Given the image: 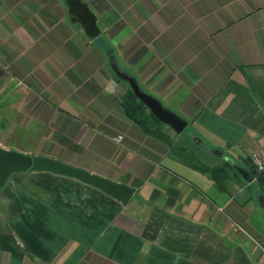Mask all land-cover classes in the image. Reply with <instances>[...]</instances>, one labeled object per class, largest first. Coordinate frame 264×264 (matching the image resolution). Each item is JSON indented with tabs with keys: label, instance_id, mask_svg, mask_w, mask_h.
<instances>
[{
	"label": "crops",
	"instance_id": "crops-1",
	"mask_svg": "<svg viewBox=\"0 0 264 264\" xmlns=\"http://www.w3.org/2000/svg\"><path fill=\"white\" fill-rule=\"evenodd\" d=\"M84 1L93 6L101 28L93 40L71 19L66 0H36L41 8H51L44 17L24 7L26 19L14 20L6 34L8 45L0 51L5 57L1 68L9 72L4 102L11 110L18 106L19 116L30 123L36 120L68 134L84 152L92 151L90 157L71 158L72 165L128 183L136 191L123 203L91 184L48 171L37 172L63 178H9L0 187V264H264V193L256 176L253 181L234 176L227 189H220L126 115L107 54L97 53V38L104 32L100 16L114 2ZM240 1L246 11L228 26L232 45L215 46L217 72L206 82L208 57L201 54L202 44L187 42L183 31L172 32L166 10L157 15L149 9V16H141L149 32L143 44L154 47L156 61L134 74L141 86L190 120L210 147L248 169L242 161L264 148V105H258L263 116L255 112L251 123L246 122L230 113L234 94L222 89L231 79L247 86V72L264 74V0ZM30 19L37 21L25 24ZM58 24L62 27L56 30ZM143 39L131 40L127 49L120 42L115 46L124 65L133 68L129 53ZM198 53L202 56L195 61L192 55ZM161 58L171 69L157 80ZM67 97L71 113L51 107L59 118L53 123L45 119L44 103ZM11 148L31 154L29 148Z\"/></svg>",
	"mask_w": 264,
	"mask_h": 264
},
{
	"label": "rangeland",
	"instance_id": "rangeland-1",
	"mask_svg": "<svg viewBox=\"0 0 264 264\" xmlns=\"http://www.w3.org/2000/svg\"><path fill=\"white\" fill-rule=\"evenodd\" d=\"M33 0H21L12 4L10 0H0V51L4 53L5 45H8L7 42V31L10 30L12 25H14V20L16 18H20V21L26 16L21 13L24 10V7L27 6L30 10L33 11V14L39 15L41 17L48 16V12L51 8L42 7L37 4V2ZM114 2L112 9H108L105 12V16H100V22L104 29L102 36L97 38V48L99 47L101 50L97 51L99 55L107 54V64L109 66L110 55L109 53L112 50L115 52V55L120 67L127 69L131 73L134 74L136 69H145L151 67L155 64V49L153 46L147 44L146 46L143 44L145 42V38L148 36L149 32L144 27L143 24L140 23L141 16H149L152 12L150 10L156 11L157 15H163L166 13L171 16L173 20L172 32L183 31L185 33L187 42H200L204 48V51L201 53L204 54V58L208 57L207 65L204 68L203 74V82L207 81V76L215 75L217 72V64H218V56L215 52V46L218 43L230 44L232 45V37H231V29L228 27L232 21L239 19L246 11V6H244L240 0H112ZM93 8V6H91ZM150 9V10H149ZM33 18V17H31ZM33 19L25 20V24L34 23L31 22ZM22 23V22H21ZM108 25H112V27H108ZM61 25H57V29H61ZM112 28V29H111ZM114 30L113 32H111ZM118 31L117 35L111 39V34ZM111 32V33H110ZM143 37L142 42H139L138 46L135 47V53L132 54V64L133 68H129L124 65L118 56L115 46H119L120 43L125 44V48L129 45L132 40V43L135 42V38ZM185 39V40H186ZM7 42V43H6ZM46 43V40H44ZM120 42V43H119ZM40 43V42H39ZM43 43V42H42ZM44 47V44H42ZM71 47L76 54H80V48H78L74 43H71ZM127 49V48H126ZM125 49V50H126ZM98 50V49H95ZM200 53L193 54L195 61L199 60L202 56ZM79 56V55H78ZM3 58L5 60L4 55L0 57V68H4ZM83 58V57H81ZM192 58V57H191ZM159 65L161 66V71L157 74L156 79H162L166 73L171 69V64L168 60L161 58ZM2 70L0 74V144L6 148L11 147H19V148H29L31 149V154H35L36 151H48L50 152V157L57 158L64 162L71 164V158L77 157H90L92 151L89 149L86 152L83 151L82 146L71 139L68 134H63L61 131H58L53 128H49L47 125L38 123L36 120L34 123H30L28 119H25L19 116L21 111L11 110L13 106H8L7 103L4 102L6 96V90H9V87H6L5 78H7L6 82L9 80V72L5 69ZM246 72V71H245ZM213 75V76H214ZM248 79H253L254 86L258 89V92L254 93L252 101L245 102L249 106L243 109L244 112L250 113L249 107L252 105L256 112L255 114L262 115L260 109L257 107V101H259L260 96H264V93L261 91V87L259 88L260 80L264 83V74L257 75L253 77L250 73L245 74ZM71 76V74H70ZM137 78V76L135 75ZM114 78V77H113ZM138 79V78H137ZM258 79V80H255ZM116 82H118L119 90L124 94L126 89L130 87V85L126 82L118 81L114 78ZM139 81V80H138ZM16 83V81H15ZM140 83V82H139ZM141 85V84H140ZM145 91L152 94L151 90H148L145 86H141ZM263 88V87H262ZM232 93L234 94L233 98L236 96V91L231 87L229 91H224V93ZM160 99V98H158ZM161 100V99H160ZM162 101V100H161ZM249 102V103H248ZM167 108L173 109V105H166ZM234 104V103H233ZM244 104V103H243ZM261 104V103H260ZM259 104V105H260ZM261 105H264L262 102ZM239 106V105H238ZM51 107H63L66 112L71 113V97H67L66 99H59L55 101L54 98H49L48 102L43 105V116L45 119L51 120L50 123H53L55 120L57 121L59 118L58 111H53ZM251 107V108H252ZM240 108V106H239ZM259 109V110H258ZM86 110V109H85ZM40 111L42 108L40 107ZM68 112V113H69ZM179 115L182 114L178 111ZM33 113V112H32ZM36 112H34L35 114ZM38 113V112H37ZM42 113V112H40ZM25 114V113H24ZM25 116V115H24ZM21 117V118H20ZM185 118V117H184ZM32 120V118H31ZM30 120V121H31ZM188 120V119H187ZM29 124V125H27ZM52 126V125H51ZM169 133L175 138H183L181 134L177 133L173 129H168ZM183 134H195L196 133L192 129V122L189 120L188 126L185 129ZM101 136L106 139L107 135L104 132L101 133ZM22 151V150H20ZM204 156L207 157V160L211 164L220 163V161L213 159L210 157L212 153L209 151H203ZM223 159H225L223 157ZM245 160L253 163L251 157H246L242 162L246 163ZM229 161L232 162L231 159ZM238 162V161H235ZM233 163V162H232ZM254 164V163H253ZM235 177L243 180V177H239L238 175H234ZM233 176V177H234ZM10 178L12 180H18L19 178H63L57 177L53 175H48L46 173L37 172V171H27L13 174ZM257 184L258 181H256ZM253 189L254 186H252ZM256 191V190H255ZM254 191V192H255ZM262 191V190H261Z\"/></svg>",
	"mask_w": 264,
	"mask_h": 264
},
{
	"label": "water",
	"instance_id": "water-1",
	"mask_svg": "<svg viewBox=\"0 0 264 264\" xmlns=\"http://www.w3.org/2000/svg\"><path fill=\"white\" fill-rule=\"evenodd\" d=\"M69 6L71 19L79 23L90 39L101 34L97 16L84 0H66ZM110 64L114 72L126 80L136 96L143 101L150 111L164 124L171 127L176 133H182L188 126V120L177 112L167 108L156 96L145 91L138 79L131 72L123 70L115 55H110ZM192 139L210 153L222 157L223 151L210 147L201 137L192 134ZM239 173L247 181H253L250 171L239 164H235ZM27 171H48L57 175H64L79 179L91 184L123 203H128L136 188L128 183L118 182L104 175L75 166L54 157L30 154L17 149L6 148L0 144V187H3L14 173Z\"/></svg>",
	"mask_w": 264,
	"mask_h": 264
},
{
	"label": "trees",
	"instance_id": "trees-1",
	"mask_svg": "<svg viewBox=\"0 0 264 264\" xmlns=\"http://www.w3.org/2000/svg\"><path fill=\"white\" fill-rule=\"evenodd\" d=\"M114 54L115 52L112 50L109 54ZM109 66L111 69V72L118 81L126 82V80L121 79L112 69L111 64L109 62ZM242 68L241 65H237ZM123 70L128 71L127 69L123 68ZM130 72V71H129ZM133 74V73H132ZM129 84V83H128ZM130 85V84H129ZM233 88L237 93L233 100V105L231 109H229L230 113L234 115L235 117L239 119H243L246 122L251 123V117L254 115V107L250 105L249 112L246 116L243 112V109L246 107L247 101H252L254 93L258 92V89L254 86L253 79H248V85L244 86L234 80H228L222 89L224 91H229L230 88ZM120 102L125 110L126 115L135 121L141 130L146 133L149 136H152L161 142L165 143L171 152H173L175 155L179 156L186 164L189 166L208 174L211 178L215 180L217 185L220 189H227L228 181L232 179L234 175H238L241 177L242 175L239 173L238 169L235 166V163H232L231 161L227 159H223L222 157L216 156L214 154H211L210 157H212L215 160L220 161V163L217 164H211L209 160H207V157L204 156L203 151H208L205 148L198 145L194 140L192 139V134H183L184 131L181 134L183 138H175L170 133L169 130L166 129H172L168 125L164 124L162 121H160L146 106V104L141 101L131 88V86L126 89L124 94L120 98ZM264 102V96H260L259 101L256 103L259 105ZM244 103V104H243ZM249 103V102H248ZM240 106V110H237V107ZM257 105V107H258ZM249 104L247 105V107ZM252 107V108H251ZM245 116V118H244ZM262 117L258 119V121H261ZM178 135V133H177ZM247 163L248 170L253 176H256V181H258L259 185L261 186V189L264 193V177L262 174H260L256 168V166L250 161L245 160ZM243 177V176H242Z\"/></svg>",
	"mask_w": 264,
	"mask_h": 264
},
{
	"label": "built area",
	"instance_id": "built-area-1",
	"mask_svg": "<svg viewBox=\"0 0 264 264\" xmlns=\"http://www.w3.org/2000/svg\"><path fill=\"white\" fill-rule=\"evenodd\" d=\"M118 142L123 140V135H118L115 137ZM254 165L256 166L258 172L264 177V148L253 151L250 155ZM264 251V248H263Z\"/></svg>",
	"mask_w": 264,
	"mask_h": 264
}]
</instances>
